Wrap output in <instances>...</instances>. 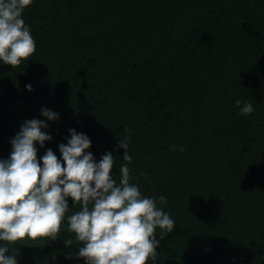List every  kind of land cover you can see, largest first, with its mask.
<instances>
[{"label":"trees","instance_id":"trees-1","mask_svg":"<svg viewBox=\"0 0 264 264\" xmlns=\"http://www.w3.org/2000/svg\"><path fill=\"white\" fill-rule=\"evenodd\" d=\"M22 18L36 51L15 68L0 61V159L38 119L52 137L38 159L61 158L74 129L97 162L113 154L119 184L130 136V183L175 221L163 240L156 229L147 264H264V0H32ZM68 204L55 241H0L6 255L85 264L67 230L80 206Z\"/></svg>","mask_w":264,"mask_h":264},{"label":"clouds","instance_id":"clouds-1","mask_svg":"<svg viewBox=\"0 0 264 264\" xmlns=\"http://www.w3.org/2000/svg\"><path fill=\"white\" fill-rule=\"evenodd\" d=\"M32 0H0V61L12 68L36 51L31 29L22 14ZM28 91L31 84L26 85ZM243 116L251 115V103L235 101ZM41 114L48 121L59 115L47 108ZM48 125L38 119L26 120L10 141L9 158L0 159V241L14 243L25 238L57 239L69 211L68 198L80 208L67 217V230L75 234L82 246L78 257L85 264H147L155 261L160 239L172 233L175 221L157 207L156 199L142 195L139 187L130 183L128 165L130 136L119 138L124 149L120 166V181L112 176L115 158L106 152L97 162L90 151V139L70 129L71 138L59 145L61 158L51 150L38 159L36 144L44 146L52 137L42 131ZM125 132L129 129L125 128ZM176 150V146H172ZM180 151H184L181 146ZM166 204V197H159ZM64 241L65 247L73 245ZM9 248L0 246V264H17Z\"/></svg>","mask_w":264,"mask_h":264}]
</instances>
